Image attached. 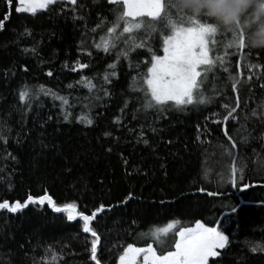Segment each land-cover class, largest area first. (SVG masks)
Instances as JSON below:
<instances>
[{
  "label": "trees",
  "instance_id": "trees-1",
  "mask_svg": "<svg viewBox=\"0 0 264 264\" xmlns=\"http://www.w3.org/2000/svg\"><path fill=\"white\" fill-rule=\"evenodd\" d=\"M162 2L159 17H128L141 27L123 33L124 20H116L122 5L109 0H59L34 15L0 0V16L7 15L0 28V202L46 195L57 206L72 203L95 213L97 234L48 203L0 209V264H96L93 241L99 264H118L128 245H152L160 256L175 250L179 229L197 221L228 237L208 264H264V48L250 46L264 42V0ZM169 16L214 26V63L192 103L145 107L144 93L130 85L146 88L141 78L151 56L163 55ZM113 22L116 33L108 34ZM149 25L145 46H135ZM82 78L96 87L89 91ZM25 85L29 96L20 101ZM172 221L167 233L152 235Z\"/></svg>",
  "mask_w": 264,
  "mask_h": 264
},
{
  "label": "snow or ice",
  "instance_id": "snow-or-ice-1",
  "mask_svg": "<svg viewBox=\"0 0 264 264\" xmlns=\"http://www.w3.org/2000/svg\"><path fill=\"white\" fill-rule=\"evenodd\" d=\"M54 2L55 0H7L9 6H14L15 12L33 15L38 9H45L49 4ZM71 3L75 4L76 0H71ZM109 3L118 6L122 5V10L118 11L116 20H124L123 33H132L133 29L141 27V24L135 20L129 22L127 20L128 17L135 18L146 15L151 18H157L165 8L162 0H109ZM175 3L176 0H171L168 7L176 8ZM6 18L7 15L0 16V28L3 27V20ZM167 24L170 32L162 37L163 55L151 56V66L147 68L146 74L141 78V84L146 85V88L136 87L134 84L130 85L134 91H142L144 93L145 101H147L145 107L151 106L153 101L157 105L163 104L166 101H174L177 105L192 103L194 90L199 89L203 80L206 79V76L202 78V72L207 73L214 63L209 57V43L210 38L214 37L217 31L211 23H204L190 17H187V22L185 23L183 17L180 18V21H175L169 16ZM116 28L117 23L113 22V26L107 28V33H116ZM150 31L151 25L146 28V33L139 37L141 43L135 44V41H133L135 46L144 47L143 41L146 39V34ZM232 37L236 45L243 47L233 34ZM101 39L104 41L103 48L107 51L109 41L103 37ZM115 39H119V34L115 36ZM129 39L130 37H124V43H127ZM211 42L214 43L215 41ZM96 47L99 48L101 45L97 44ZM226 47H231V43L226 45ZM202 65L208 67L202 69L200 67ZM79 67L84 68L86 65L81 64ZM110 67L114 68V65H110ZM112 75H115V72ZM82 79L86 80V86L89 88V91L96 87L87 78ZM107 79L106 75L105 80L107 81ZM136 79V77H133V82ZM235 87L236 85L233 84V88ZM40 88L43 90V86H40ZM104 94H108L106 90ZM28 96V86L25 85L19 93V100L25 101ZM63 102L66 104L67 100ZM200 102H204L202 95H200ZM233 112H235V108L228 115L235 119L236 117L232 115ZM252 115H256L255 110H253ZM67 118L66 114L65 119ZM227 118L225 117V119ZM80 119L86 124L92 123V120L86 116L80 117ZM261 119L264 120V115L261 116ZM105 135H109V133H105ZM0 139H3L6 143V137H0ZM232 171L235 172V168ZM248 186L242 185L243 188H247ZM45 201H47L54 211L66 213L67 219L70 221L78 217L83 222V231L85 233L90 232L93 237H96V232L90 227V221L94 219L95 213L88 215L79 212L77 206L72 203L57 206L51 197L46 195L35 198L29 195L25 203L16 201L11 205L8 201H3L0 202V209H6L9 212L15 213L25 207L28 202L44 204ZM231 211L235 213L237 211L236 207H232ZM176 223V221L169 222L165 226L155 229L152 235L157 237L161 233H167ZM176 236H178V239L175 240V250L160 256H157L151 245H148L145 249L128 245L123 255L119 257L120 264H134L136 256L139 253H144V264H208V258L219 255L217 249H223L228 240V237L218 230V228L205 226L199 221L196 222L194 228L185 227L179 229L176 232ZM256 250L255 247L252 248V251ZM149 257L151 258L150 260ZM91 258L96 261V264H99V261L96 259V241H93L91 245Z\"/></svg>",
  "mask_w": 264,
  "mask_h": 264
},
{
  "label": "rangeland",
  "instance_id": "rangeland-1",
  "mask_svg": "<svg viewBox=\"0 0 264 264\" xmlns=\"http://www.w3.org/2000/svg\"><path fill=\"white\" fill-rule=\"evenodd\" d=\"M56 1H59V0H55V2ZM64 1H69V2H71V0H64ZM52 4V3H51ZM51 4H49V5H51ZM48 5V6H49ZM47 6V7H48ZM262 9L264 10V4H263V6H262ZM44 10H46V8L45 9H38L37 11H36V13L37 12H41V11H44ZM25 14H30V13H25ZM143 16H146V15H142V16H138V17H135L134 19H136V18H140V17H143ZM131 18H133V17H131ZM151 18V17H150ZM152 19H155V18H152ZM212 38V37H211ZM211 38H210V41H211ZM209 57H210V55H209ZM211 59V58H210ZM201 68L203 67V65L202 66H200ZM195 91H196V89L194 90V98H195ZM193 101H194V99H193ZM172 102H174V101H172ZM183 105H187V104H183ZM29 203H31V202H28L27 204H29ZM44 203H47V201H45ZM66 214V213H65ZM67 215V214H66ZM78 218V217H77ZM195 227V226H194ZM194 227H192V228H194ZM227 244V243H226ZM135 247V246H134ZM151 247L153 248V250L155 251V253L157 254V252H156V250H155V248H154V246H152L151 245ZM136 248H140V247H136ZM145 248H147V247H144V248H140V249H145ZM220 250H222V249H217V252H219ZM157 256H159L158 254H157ZM216 257V256H215ZM211 258H214V257H209L208 258V262H209V260L211 259ZM151 258L149 257V260H150ZM118 264H120V261L118 262ZM134 264H144V253H139V254H137V256H136V259H135V262H134Z\"/></svg>",
  "mask_w": 264,
  "mask_h": 264
},
{
  "label": "clouds",
  "instance_id": "clouds-1",
  "mask_svg": "<svg viewBox=\"0 0 264 264\" xmlns=\"http://www.w3.org/2000/svg\"><path fill=\"white\" fill-rule=\"evenodd\" d=\"M250 46L254 48H264V42L252 43Z\"/></svg>",
  "mask_w": 264,
  "mask_h": 264
}]
</instances>
